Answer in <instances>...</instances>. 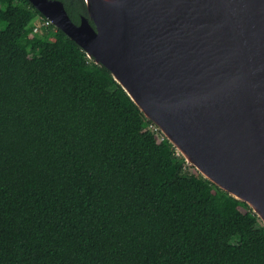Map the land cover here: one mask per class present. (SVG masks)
I'll return each instance as SVG.
<instances>
[{
    "label": "trees",
    "instance_id": "obj_1",
    "mask_svg": "<svg viewBox=\"0 0 264 264\" xmlns=\"http://www.w3.org/2000/svg\"><path fill=\"white\" fill-rule=\"evenodd\" d=\"M0 20V264H264L261 220L109 70L28 0H0Z\"/></svg>",
    "mask_w": 264,
    "mask_h": 264
},
{
    "label": "water",
    "instance_id": "obj_2",
    "mask_svg": "<svg viewBox=\"0 0 264 264\" xmlns=\"http://www.w3.org/2000/svg\"><path fill=\"white\" fill-rule=\"evenodd\" d=\"M187 164L264 224V0H28Z\"/></svg>",
    "mask_w": 264,
    "mask_h": 264
},
{
    "label": "rangeland",
    "instance_id": "obj_3",
    "mask_svg": "<svg viewBox=\"0 0 264 264\" xmlns=\"http://www.w3.org/2000/svg\"><path fill=\"white\" fill-rule=\"evenodd\" d=\"M35 22V26L38 28V26L40 25V22H39V20H38V18L36 19H34L33 20V23ZM6 26V22L5 21H3V20H0V29H2V28H4ZM193 169H194V167H193ZM192 169V167L189 169V171H191V170H193Z\"/></svg>",
    "mask_w": 264,
    "mask_h": 264
},
{
    "label": "built area",
    "instance_id": "obj_4",
    "mask_svg": "<svg viewBox=\"0 0 264 264\" xmlns=\"http://www.w3.org/2000/svg\"><path fill=\"white\" fill-rule=\"evenodd\" d=\"M44 25H49L51 22L49 19L45 18V20L43 22H41ZM37 28V27H36ZM155 129H158L156 126L154 127Z\"/></svg>",
    "mask_w": 264,
    "mask_h": 264
}]
</instances>
